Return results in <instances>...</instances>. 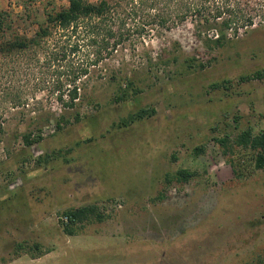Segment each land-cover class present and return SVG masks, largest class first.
<instances>
[{
    "label": "rangeland",
    "instance_id": "obj_1",
    "mask_svg": "<svg viewBox=\"0 0 264 264\" xmlns=\"http://www.w3.org/2000/svg\"><path fill=\"white\" fill-rule=\"evenodd\" d=\"M107 1L128 15L121 28L127 39L97 65L96 48L82 40L63 67L50 64L55 27L36 57L0 55V123L6 126L0 135V264H264V169L255 168L251 151L235 147L225 155L214 141L233 140L250 127L264 131V79L240 80L264 69V24L241 31L211 55L196 54L202 45H195L190 23L170 30L152 23L174 6ZM68 6L69 0H0L12 27L0 43L32 39L48 26V13ZM134 9L140 12L130 15ZM193 56L204 70L183 69ZM77 68L89 74L78 76ZM113 74L135 81L142 91L136 102L112 101ZM74 86L85 95L84 120L60 132L52 120L41 141L26 146L17 132L32 130V118L44 112L59 116L58 90L67 98ZM139 107L157 114L119 129ZM199 146L206 153L195 157ZM46 156L51 161L43 166L38 161ZM180 169L199 176L167 184V175ZM90 205L107 219L66 235L62 213Z\"/></svg>",
    "mask_w": 264,
    "mask_h": 264
},
{
    "label": "trees",
    "instance_id": "obj_2",
    "mask_svg": "<svg viewBox=\"0 0 264 264\" xmlns=\"http://www.w3.org/2000/svg\"><path fill=\"white\" fill-rule=\"evenodd\" d=\"M133 1L134 0H127ZM147 0H140V3ZM152 7L159 3H164L166 7L175 10H170L168 16L158 12L152 17V23L170 30L177 25L185 26L190 23L192 26V37L195 45H202L196 50V54H210L214 50L224 48L233 43L241 31L252 29L258 24H264V0H149ZM179 7V10L177 9ZM177 10L179 13L174 15ZM131 14H138L140 11L131 10ZM6 13L0 12V34H6L11 25H7L5 20ZM128 15L124 11L116 9L107 0H100L96 4L89 3L85 0H69V6L56 14L48 13V26L41 28L32 39H16L14 41L0 43V55L4 53H14L15 51L34 53V57L38 55L41 48L45 47L43 43L45 39L51 37V27H55L59 33L52 46H49L48 52L49 63L58 62L61 64L69 62V57L76 52L81 40L95 47L94 56L96 63L106 56H112L117 51L120 45H123L127 39L122 33L121 28L126 25ZM57 34V33H56ZM103 56V57H102ZM195 56V55H194ZM185 58L183 69L186 71H202L206 67L204 64H196L195 57ZM179 60V56L173 58ZM216 59V58H212ZM31 61L33 59H30ZM34 61V60H33ZM170 63V62H168ZM31 64V63H30ZM32 65V64H31ZM80 72L78 76H87L88 69L77 68ZM89 77V76H88ZM79 77H76L72 83H75ZM253 79H264V69L257 70L252 74L242 76V82H249ZM112 86L115 87V94L112 101L125 105L127 102L137 101L139 94L142 92L133 79L128 76L118 77L113 74L111 78ZM224 83H228L227 81ZM80 88L74 86L65 94L58 90L56 100L63 107L59 116L53 113L44 112L36 118H32V130L25 132H17L22 137L26 146L32 147L34 144L41 141V130L44 126L56 122L57 131L71 125V123H81L84 116L80 112V108L84 101L85 95L80 91ZM55 93V92H54ZM90 103V102H89ZM157 114L155 108L139 107L135 112L129 113L127 117L122 118L117 125L119 129H128L131 126L145 123L152 119ZM91 122L93 125L94 120ZM92 126V125H91ZM94 128V127H93ZM6 126L0 123V135L5 133ZM94 130V129H93ZM89 140L88 142H91ZM215 143L219 144L225 155H232L235 147L245 151H251L252 161L255 163L257 170L264 169V131L254 133L253 128H247L238 132L234 139L231 140L230 135L222 138H214ZM80 145V144H79ZM68 150L65 154L70 153ZM60 153V154H59ZM206 153L205 146H199L194 149L195 157H199ZM55 159H60L63 156V151L58 152ZM176 160V158H174ZM51 161L49 156L41 158L38 162L43 166L48 165ZM66 164L69 163L65 159ZM233 166L234 171L238 174L237 165L234 160L229 161ZM199 176L197 171L180 169L174 175H167L166 183L171 184L174 181L177 183H188L193 178ZM67 222H63V232L66 235L74 236L78 228H82L88 223L98 222L103 223L107 216L101 213L97 206L90 205L81 208L69 209L62 213ZM39 248V246H37Z\"/></svg>",
    "mask_w": 264,
    "mask_h": 264
},
{
    "label": "built area",
    "instance_id": "obj_3",
    "mask_svg": "<svg viewBox=\"0 0 264 264\" xmlns=\"http://www.w3.org/2000/svg\"><path fill=\"white\" fill-rule=\"evenodd\" d=\"M64 221L67 222V220L64 218Z\"/></svg>",
    "mask_w": 264,
    "mask_h": 264
}]
</instances>
